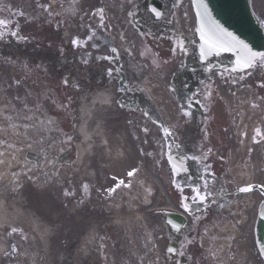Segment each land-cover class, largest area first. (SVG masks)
Masks as SVG:
<instances>
[{
    "label": "flooded vegetation",
    "instance_id": "1",
    "mask_svg": "<svg viewBox=\"0 0 264 264\" xmlns=\"http://www.w3.org/2000/svg\"><path fill=\"white\" fill-rule=\"evenodd\" d=\"M8 5L0 7V31L18 36L0 40V94L24 121L32 151L25 157L67 199L58 217L68 254L80 256L92 240L84 264H220L214 225L249 212L254 258L264 264L255 236L264 204V67L233 73L223 68L233 56H202L191 0ZM99 92L115 99L109 119L122 118L130 130V155L104 172V186L91 181L99 170L82 158L78 134L82 102ZM243 142L263 171L247 192L231 172ZM144 172L152 179L148 204ZM164 173L169 209L186 219L178 233L161 213ZM246 195L250 205H241ZM236 224V240H246Z\"/></svg>",
    "mask_w": 264,
    "mask_h": 264
},
{
    "label": "bare ground",
    "instance_id": "2",
    "mask_svg": "<svg viewBox=\"0 0 264 264\" xmlns=\"http://www.w3.org/2000/svg\"><path fill=\"white\" fill-rule=\"evenodd\" d=\"M111 101L112 100L109 96L104 94H98L96 97H94L91 104L86 107L84 113V120L86 121L87 125H85V127L81 130V134L83 136L85 144V150L82 151V154L87 153L93 155L97 148H100L102 150L103 156L108 161H111L115 157L118 159L122 158L124 148L123 150H112L111 144L109 143L108 130L104 127L101 121L97 120L101 112H103L111 105ZM120 140L121 144L125 147V145H127L125 135L122 134ZM2 155L4 156V153ZM11 157L14 158L13 162H9L7 159H5V161L7 162V166L3 163L4 172L6 174H10V170L8 171V169L11 167H15L17 164L16 156L11 155ZM7 191L8 187H5V192H0V228H7V230L9 231H14L19 234L22 230V227H20L19 224L20 222H22L21 217L19 215H22L23 217H27L31 220L32 226L38 232L39 238L44 241L45 245L47 246L46 249L41 251V254L39 255L38 259L25 258L22 263L17 260L16 262H14V264H51L53 261H57V258L62 256L61 253L67 250L69 245L61 251L59 248H55L54 245L47 242L49 237L53 235L52 230L48 229L47 227H44L45 225L42 223V219H39L37 217L31 218L30 213H27L28 210L21 206L23 203V195L16 194L14 187L11 188V192ZM35 198L37 200L39 197L36 196ZM32 199L34 200V196L32 197ZM45 202V205L48 206L43 208L47 209L54 207L53 198L49 201L45 200ZM58 221L59 220L53 221L55 223L54 226ZM66 243L67 241H65L64 245H66ZM6 248L7 247L5 242L1 241L0 249L5 250Z\"/></svg>",
    "mask_w": 264,
    "mask_h": 264
},
{
    "label": "rangeland",
    "instance_id": "3",
    "mask_svg": "<svg viewBox=\"0 0 264 264\" xmlns=\"http://www.w3.org/2000/svg\"><path fill=\"white\" fill-rule=\"evenodd\" d=\"M65 8L67 7L65 6ZM11 121H12L11 127H9V124ZM23 124L24 123L17 116H15L12 112H10L7 109V107L4 105V102L2 101V98L0 97V127L2 128L0 129V143L2 144L1 151L5 152L4 156L0 157V160L2 161V164L0 166V184L1 185L6 184L7 186H20L21 187L20 189H22L23 186H26V188L30 187L29 189L26 190L24 198H22L23 204L29 206L27 213H30L32 217L33 216L41 217L42 219L48 221L49 224H55L53 221L57 220L56 218H54V216L56 215V211H58L56 209V206L58 205L57 199L62 197L61 192L57 189L56 185H51L49 182H47L45 180V177L41 175V172L35 169L34 167H33V170L31 171L32 173L28 174V176L30 177L24 176L20 179V177L23 176L21 174L23 173V170H24V168L21 166L20 161L21 162L25 161L23 157V153L27 151V149L20 148V143L26 140L25 133L20 128V125H23ZM11 144L15 147H6ZM12 154L16 156V161L18 163L16 164L15 167H11L12 169L11 173L15 174L14 178L8 177L6 178L7 182H5V178H4L5 176L3 175V172H4L3 163L5 165L7 164L5 159H7L9 162H13L14 158L11 157ZM247 178H248V175H247ZM14 179H16L15 182L13 181ZM24 184H27V185H24ZM33 196H34V200L32 199ZM36 196L39 197L37 200L35 198ZM52 198L54 199V207L47 208V209L43 208V207L48 206V205H45L46 204L45 200L49 201ZM243 203L249 205L248 199L242 198L241 205H243ZM39 206L42 208H40ZM239 213L240 215L236 216V222H238L239 219H240V222H242V224L240 225V233H241L240 235L247 239L242 240L243 243L241 245L244 247V253L245 251H247L245 253V256H246V259L249 260L246 254H249L252 257L255 256V249H254L255 245H254V242H252L251 240L252 235L250 233V227H248L250 220H251V215L249 212H246V213L239 212ZM147 214L148 212H146V215ZM214 228H216L215 225H214ZM225 236L226 237L231 236L230 231H228L227 229H225ZM224 239L226 241L225 237ZM54 243H55V246H58L59 249H61V247L59 246V241H57V243L55 241ZM236 243H237V240H236ZM80 261L82 260L80 259ZM51 264H56V261H53Z\"/></svg>",
    "mask_w": 264,
    "mask_h": 264
},
{
    "label": "water",
    "instance_id": "4",
    "mask_svg": "<svg viewBox=\"0 0 264 264\" xmlns=\"http://www.w3.org/2000/svg\"><path fill=\"white\" fill-rule=\"evenodd\" d=\"M193 3L199 21L200 38L206 12L212 22L230 33L236 40L247 45L253 52L264 53V29L252 12L250 0H193ZM223 52L230 51H221ZM229 68L233 71L243 70L237 63V57ZM259 231L261 233L259 241L264 249V214Z\"/></svg>",
    "mask_w": 264,
    "mask_h": 264
},
{
    "label": "snow or ice",
    "instance_id": "5",
    "mask_svg": "<svg viewBox=\"0 0 264 264\" xmlns=\"http://www.w3.org/2000/svg\"><path fill=\"white\" fill-rule=\"evenodd\" d=\"M152 11L155 12L157 16L160 15L155 9ZM101 19H103V15H101ZM0 26H6V21L0 20ZM8 34L13 37L18 36L16 31L11 33L0 31V40H3L5 35ZM19 39L23 40V37L21 36ZM201 39L204 41V44L202 45V56H207L213 53L219 54L221 51H230L237 57L238 65L246 71L256 68L257 65L264 67V53L253 52L247 45L236 40V38L232 37L230 33L225 32L218 25L212 22L206 12L204 28L201 31ZM261 87H264V85H261ZM169 135H171V133H169ZM128 175L132 176L133 173L129 172ZM121 184H123V181H121ZM86 188L87 186H85V189ZM112 191H115V189H112ZM241 191L247 192L251 191V189L244 188L241 189ZM200 202L203 203V199H201ZM261 254L264 255V249H261Z\"/></svg>",
    "mask_w": 264,
    "mask_h": 264
}]
</instances>
